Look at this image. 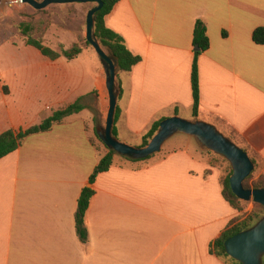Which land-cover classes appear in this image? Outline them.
Instances as JSON below:
<instances>
[{"label": "crops", "instance_id": "0c3cea01", "mask_svg": "<svg viewBox=\"0 0 264 264\" xmlns=\"http://www.w3.org/2000/svg\"><path fill=\"white\" fill-rule=\"evenodd\" d=\"M69 4L77 12L55 27V44L42 41L59 52L79 45L76 58L51 59L24 40L12 44L21 54L0 64V134L39 124L76 101L83 106L0 159V264H227L210 245L241 212L225 199L220 170L193 136L185 135L184 147L163 144L146 160L116 154L90 184L106 152L96 130L106 123L110 99L104 67L79 59L90 50L82 42L83 3ZM199 19L210 47L197 56L195 117ZM105 22L141 56L120 74L121 141L142 146L161 118L203 120L239 144L264 176V45L253 40L264 26V0H120ZM87 186L94 195L82 242L76 212Z\"/></svg>", "mask_w": 264, "mask_h": 264}, {"label": "trees", "instance_id": "16d2710c", "mask_svg": "<svg viewBox=\"0 0 264 264\" xmlns=\"http://www.w3.org/2000/svg\"><path fill=\"white\" fill-rule=\"evenodd\" d=\"M119 1L120 0H103V7L95 14L94 34L97 40L99 41L100 45L106 50H108V53L116 56L118 60L117 86L120 97L122 95L123 90L120 74L131 71L133 67L141 61V56L134 54L126 45L124 38L119 33L115 32L106 25V15L113 10L114 6ZM19 27L23 35L26 36V43L28 45L36 47L41 51L43 55L51 59H57L62 55L67 57L68 59H74L82 52V47L79 45H75L70 49H62V51L59 52L51 48L50 46L44 44L41 39L32 36L31 32L33 30V27L30 23L22 22ZM253 40L257 44L264 45V26L258 27L254 30ZM193 42L194 46L198 47V50L195 51L196 58L192 70V89L194 98L193 114L195 117H198L200 103V85L197 56L210 47V39L207 33V26L203 20L199 19L195 24ZM86 43L88 45H91L87 40ZM82 109L83 106L80 101H76L75 103H71L65 107L55 110L52 115L45 118L39 124H35L31 127H28L26 129H20L18 131L13 129H8L4 131L0 134V159L16 151L28 136L36 133L46 132L50 130L55 124L63 122L67 116L74 113H78ZM119 114L120 108L117 105L115 114V124L113 127V135L117 138L118 130L116 127V122L119 118ZM163 119L165 118L158 119L152 124L150 129L143 137L144 140L142 146L147 145L149 141L153 138V136L157 133L160 123ZM96 136L99 141L105 146L106 152L99 159V162L90 177V184L94 183L98 174L105 172L111 168V166L114 164V157L117 154L114 150L109 149L104 144V142L100 139L97 131ZM152 156L153 155L140 160H146L151 158ZM125 158L131 159L128 157ZM232 173L233 169L232 166H230L229 170L225 174L221 175L220 181L225 199L235 209L239 210L241 212V215L232 219L226 229L221 233V235L211 243L210 251L211 253L222 258L227 264H241L239 261L227 254L224 243L227 238L253 226L264 215V206L260 203L255 202L254 209H252L251 211H248L246 209L247 202L238 198L232 191L230 184V177ZM254 173L255 169L251 173V175L245 179V188H264V176H260L259 179L257 181H254L253 183L249 182ZM93 195V188L87 186L82 190L78 201V207L76 212V229L77 234L82 242H87L88 240V230L85 223V215Z\"/></svg>", "mask_w": 264, "mask_h": 264}, {"label": "water", "instance_id": "95a60500", "mask_svg": "<svg viewBox=\"0 0 264 264\" xmlns=\"http://www.w3.org/2000/svg\"><path fill=\"white\" fill-rule=\"evenodd\" d=\"M36 9H44L52 3H94L86 16V40L100 55L106 73L109 92V110L105 127H97V133L104 144L118 155L135 160L145 159L159 152L163 144L174 134L183 133L197 138L199 143L225 157L231 164L233 173L230 184L234 194L243 201L260 203L264 206V188L248 189L244 181L255 169V163L249 154L218 127L203 120H188L174 115L163 119L157 133L145 146H133L113 135L115 114L119 99L117 86L118 60L108 53L94 34L95 14L103 7V0H22ZM3 0H0V6ZM198 50V47H195ZM225 249L228 255L241 264H264V215L250 228L226 239Z\"/></svg>", "mask_w": 264, "mask_h": 264}, {"label": "rangeland", "instance_id": "374dc122", "mask_svg": "<svg viewBox=\"0 0 264 264\" xmlns=\"http://www.w3.org/2000/svg\"><path fill=\"white\" fill-rule=\"evenodd\" d=\"M11 1L12 0H3V3L0 6V64L3 61H6V59L13 58L15 54H21L20 52H18V49L12 44H16V43L19 44L22 41L26 40L19 27V25L22 22H27L32 25L33 30L31 34L35 38L43 40L42 37H46V39L51 44H55L56 40L53 36L56 34L54 30L55 27L57 25H60V23L65 22V19H68V16H66L67 14L71 15L77 12L75 6H69L70 5L69 3H52L44 9H36L24 2L20 4V3H11ZM75 3L76 2H72L71 4L75 5ZM22 5H26V7H28L26 11L21 10L20 7ZM82 5L84 7L85 14H87L88 11L95 4L83 3ZM25 16H28L30 19L29 18L28 20L25 19L24 18ZM45 25H48L49 31H45L44 29ZM85 41H86V34L82 39L83 44H86ZM89 46H90L89 52L82 54L79 57V59H93L94 64H96V67L100 68L101 66H103L101 57L92 45ZM105 125L106 123H104L103 125L100 124V128L105 127ZM185 135L186 134L183 133L174 134L165 143H167L166 145H178L184 147L185 144L182 142V139L187 137ZM190 139H192L194 143H199L197 138L195 137ZM237 145L240 146L239 144ZM201 147L203 149V152L210 158L211 164L215 165V167H217L220 170L221 175L225 174L229 170L231 164L225 157L216 154L215 152L203 147L202 145ZM258 179L259 177H257V175L254 173L251 179L249 180V182L253 183ZM246 202H247L246 209L248 211L254 209L255 202L253 200Z\"/></svg>", "mask_w": 264, "mask_h": 264}, {"label": "built area", "instance_id": "2783aa9c", "mask_svg": "<svg viewBox=\"0 0 264 264\" xmlns=\"http://www.w3.org/2000/svg\"><path fill=\"white\" fill-rule=\"evenodd\" d=\"M11 3H20V4H22L23 1L22 0H12Z\"/></svg>", "mask_w": 264, "mask_h": 264}]
</instances>
